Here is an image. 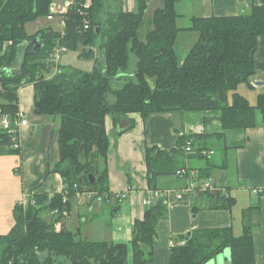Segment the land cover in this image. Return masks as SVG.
Masks as SVG:
<instances>
[{
    "label": "trees",
    "instance_id": "16d2710c",
    "mask_svg": "<svg viewBox=\"0 0 264 264\" xmlns=\"http://www.w3.org/2000/svg\"><path fill=\"white\" fill-rule=\"evenodd\" d=\"M52 1L0 0V122L4 117L14 121L18 113L17 91L32 85L34 113L58 120L59 162L51 172L59 174L64 184L61 194L32 195L27 206H15L9 232L0 235V264H127L124 244L82 240L65 227L55 230V225L64 220L62 212L69 211L70 200L77 193L110 196L105 117H111L118 134L134 126L131 121L127 129L117 131L126 115L139 114L145 120L175 111H219L224 130H247L258 125L264 128V95L258 97L256 107L237 94L228 103V93L255 75L254 55L258 39L264 37V2L250 5L236 16L192 18L185 30L197 33L198 39L179 63L174 49L180 31L176 6L184 0H161L143 40L140 31L146 21V0H135V11L116 5L112 10L113 3L109 5L108 0H89L87 8L83 7L85 0L76 1L59 15L62 32L49 28L29 36L26 24L52 16ZM84 20L88 21V30H83ZM36 38L40 50L24 53V43ZM97 40H101L98 68L91 72L59 71L45 79L44 73L52 70L48 60L57 49L77 52L78 59L96 60L92 48ZM129 51L136 57L135 82L128 81L125 75ZM20 59L19 70L13 72ZM149 80L153 81L152 87ZM115 82H123L122 87L114 90ZM108 95H113V103L108 102ZM206 139L203 135H189L185 141L195 156L210 150L205 148ZM5 155H18V151L12 147L11 136L0 127V156ZM181 156L177 150L146 148L151 190L157 189L158 176L175 175ZM206 170L199 171L200 178L210 179L211 173ZM201 197L214 202L207 209H229L234 201L209 193ZM54 211L58 215H53ZM47 214L48 221L44 218ZM166 214V206L158 201L146 210L142 221L134 222L132 264H154L156 227ZM181 240L184 244L172 248L169 264H206L224 250L230 251L229 264H256L248 225L238 237L229 228L197 229Z\"/></svg>",
    "mask_w": 264,
    "mask_h": 264
},
{
    "label": "crops",
    "instance_id": "0c3cea01",
    "mask_svg": "<svg viewBox=\"0 0 264 264\" xmlns=\"http://www.w3.org/2000/svg\"><path fill=\"white\" fill-rule=\"evenodd\" d=\"M64 1L53 0V4L58 2L57 5H62ZM111 1L108 0L109 5ZM263 2L264 0H184L178 3L177 25L180 31L174 46L177 61L183 62L198 39L197 33L185 30L190 26L192 18L236 16L246 11L250 5H260ZM146 3L147 26L142 30L143 35L151 29L153 12L161 7V0H146ZM116 7L125 10L124 1H117ZM58 18L54 16V20L47 19L48 23L44 28H36L28 35L49 28L62 32L63 24ZM34 48L31 41L26 42L23 52L26 53L29 49L33 52ZM68 52H60L61 60ZM98 54L101 57V53ZM254 62L255 75L248 83L240 84L235 91L228 93L229 104L232 96L237 94L251 107H256L258 97L264 95V37L258 39ZM20 63L21 59L13 66V72L19 70ZM59 68L60 72L76 70L69 66L65 69L58 64ZM113 84L114 90L122 87L114 88ZM118 84L121 85L120 82ZM17 99L18 112L23 114L27 125L19 127L17 131L18 155L0 156V235L9 232L13 223V209L24 198L29 200L36 194L52 197L64 190L60 175L51 172L59 162L58 120L34 113L32 85L19 88ZM219 116V111H175L152 115L143 120L139 114H129L120 120L117 131L127 129L131 121L134 126L121 134L114 129L111 117L106 116V169L110 196H96L92 192L77 193L70 200L67 217L63 218L62 223H58L56 231L65 227L82 240L124 244L127 246V264H132V227L135 221L143 220L146 210L150 208L143 205V199L149 191L181 192L189 182V179L176 175L158 176L155 181L157 189L151 190L146 148L154 147L165 152L177 150L182 153L178 158L181 162L179 169L196 171L201 181L209 180L199 176V171L207 169L211 173L210 180L222 192L206 191L197 195H185L186 200L182 203L159 200L166 206L167 214L156 227L153 240L154 264H169L172 248L182 246L184 242L181 238L194 230L229 228L238 237L245 225L251 227L256 264H264V128L258 125L247 130H224ZM189 135L208 137L205 148L210 147V150H202L195 156L194 152L186 153L185 138ZM216 135L222 137L217 138ZM203 154L209 155V158ZM187 155L193 157L189 158ZM125 192L126 199L117 201L116 195ZM205 193L234 201L229 209H207L214 202L204 201L201 195ZM194 208L196 211H193Z\"/></svg>",
    "mask_w": 264,
    "mask_h": 264
},
{
    "label": "built area",
    "instance_id": "2783aa9c",
    "mask_svg": "<svg viewBox=\"0 0 264 264\" xmlns=\"http://www.w3.org/2000/svg\"><path fill=\"white\" fill-rule=\"evenodd\" d=\"M76 1H83V0H68L64 4L62 8L56 7L54 10H50V13L52 16L47 17L48 20H52L55 14L62 15L66 13L67 11L64 12L62 9L64 7H71ZM90 6L89 1H84V8H87ZM55 7V6H54ZM53 7V8H54ZM68 10V9H67ZM62 22V21H61ZM63 24V22H62ZM83 30H88V21L84 20L83 21ZM64 49H57L51 56L48 62L56 69V74L59 72L58 69V64L60 60V52H64ZM27 121L23 118V114L18 112L15 116L14 121L12 122L10 119L7 117H4L1 122H0V127L7 132L11 136V141H12V147L14 150H17L19 148L18 145V140H17V131L18 128L21 126H26ZM192 149L190 147V143H186L185 147V152L186 153H192ZM204 155V154H203ZM206 158H209V155H204ZM175 175L179 178H186L189 179L187 187L181 191V192H174V191H149L147 197L143 199V205L145 207H151L153 206L157 201L167 199L168 201L176 202V203H182L186 200L185 195H197L198 193L201 192H215V193H220L222 192L221 188L216 186L212 180H199L197 177V172L191 169H179L176 171ZM132 189H129L131 191ZM128 191V192H129ZM127 192L118 194L116 195V200L117 201H122L126 199ZM65 201V200H64ZM19 205H22L23 207L27 206L28 200L23 199ZM53 215H58V212L54 211L52 213ZM68 213L66 211L62 212V217L66 218ZM59 227V225H55V230Z\"/></svg>",
    "mask_w": 264,
    "mask_h": 264
},
{
    "label": "rangeland",
    "instance_id": "374dc122",
    "mask_svg": "<svg viewBox=\"0 0 264 264\" xmlns=\"http://www.w3.org/2000/svg\"><path fill=\"white\" fill-rule=\"evenodd\" d=\"M66 1H68V0H65L62 3V5H57L58 2L57 3H54V4L52 3L51 6H50V10H52V9L54 10L56 7L62 8L64 6V4L66 3ZM85 1L87 2L89 0H85ZM117 1H119V0H112V3H113L112 10H115L114 6L116 5ZM123 1H124V9L125 10L132 9V11H135L136 5H135L134 0H123ZM54 2H56V1H54ZM75 4L76 3H74L72 6H74ZM130 5H131V7H130ZM71 7H69V8L64 7L62 9V11L64 10V12H65V11H67V9H70ZM54 16L55 17L56 16L59 17V14H55ZM58 19H61V18H58ZM46 20H47V18L46 17H43V18H38L37 20L32 21V22L26 24V26H25L26 33L27 34L28 33L29 34H32L34 32V29L41 28V27L44 28L43 26L48 23ZM145 26H147V24H145ZM143 33H144L143 31H140V38L142 40H143V38H142L143 37ZM100 44H101V40H97L95 46L92 48L93 51H94V55H95V59L96 60L86 61V60H83V59H78L77 58V52H68V54L66 55V57L64 56L62 60L60 58V60H59V66L60 67L61 66H64L65 69L67 68V66H69V68L76 69V70H79V71L91 72L94 68H98L99 67V62H98L99 61L98 60L99 54L98 53H100V50H99V45ZM135 67H136V57H135V55L131 51H129L128 52V65H127V69H126V72H125V75L127 76L128 81L135 82V76H134ZM59 71H61L60 68H59ZM55 73H56V69H54V67H52V70L49 73L45 72L43 76L45 77V79H50V78H52L55 75ZM149 84L152 87L153 86V81L152 80H149ZM122 85H123V82H121V85L118 84L117 82H115L113 84L114 88H117V86L119 87V86H122ZM107 100H108L109 103H113L114 102L113 95H108ZM258 118H260V115L259 114H258ZM166 177H170V176H166ZM157 181H160L161 182L162 180H157ZM157 184H158V182H157ZM44 218H45V220L48 221L50 219V215L47 214V215L44 216ZM214 259H212L211 261H209L206 264H215V260ZM224 264H229V263L228 262H225Z\"/></svg>",
    "mask_w": 264,
    "mask_h": 264
},
{
    "label": "water",
    "instance_id": "95a60500",
    "mask_svg": "<svg viewBox=\"0 0 264 264\" xmlns=\"http://www.w3.org/2000/svg\"><path fill=\"white\" fill-rule=\"evenodd\" d=\"M32 44L34 45V49H33V53H36L37 51L40 50L41 48V44L39 43L40 41H38L37 39H33L31 40ZM41 79H43V77H41ZM91 178V183H94V178ZM215 264H224L225 262H230L231 257H230V251L229 250H224L222 253H220L219 255H217L215 257Z\"/></svg>",
    "mask_w": 264,
    "mask_h": 264
}]
</instances>
